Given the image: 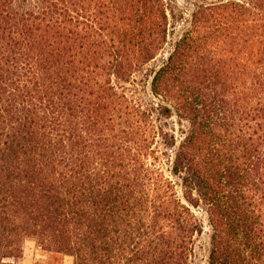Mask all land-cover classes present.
Wrapping results in <instances>:
<instances>
[{
    "label": "trees",
    "instance_id": "1",
    "mask_svg": "<svg viewBox=\"0 0 264 264\" xmlns=\"http://www.w3.org/2000/svg\"><path fill=\"white\" fill-rule=\"evenodd\" d=\"M187 1L0 0V264H264V0Z\"/></svg>",
    "mask_w": 264,
    "mask_h": 264
},
{
    "label": "rangeland",
    "instance_id": "2",
    "mask_svg": "<svg viewBox=\"0 0 264 264\" xmlns=\"http://www.w3.org/2000/svg\"><path fill=\"white\" fill-rule=\"evenodd\" d=\"M174 3L178 8L187 9L191 6V2L187 0H174ZM182 26L180 22L176 23V28L173 36L170 35L169 44L165 46L163 52L153 61L152 65H158L161 60L171 50V44L175 38H177L182 32ZM147 78V77H146ZM197 216L203 222V233L197 237L195 244V258L194 264H207V247H208V233L209 228L207 226L206 219L201 212H196ZM10 264H73V257L69 254L58 253L44 249L40 243L34 238H25L22 243V255L19 259L8 260Z\"/></svg>",
    "mask_w": 264,
    "mask_h": 264
}]
</instances>
